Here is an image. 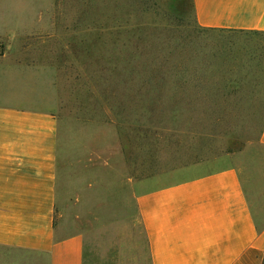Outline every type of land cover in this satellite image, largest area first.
<instances>
[{
  "label": "crops",
  "instance_id": "obj_1",
  "mask_svg": "<svg viewBox=\"0 0 264 264\" xmlns=\"http://www.w3.org/2000/svg\"><path fill=\"white\" fill-rule=\"evenodd\" d=\"M190 1L199 28L264 34V0ZM56 10L0 0V264H95L105 220L132 232L133 264H264V166L226 154L152 175L149 147L136 161L115 130L61 116Z\"/></svg>",
  "mask_w": 264,
  "mask_h": 264
},
{
  "label": "rangeland",
  "instance_id": "obj_2",
  "mask_svg": "<svg viewBox=\"0 0 264 264\" xmlns=\"http://www.w3.org/2000/svg\"><path fill=\"white\" fill-rule=\"evenodd\" d=\"M56 5L71 50L59 61L62 117L115 130L136 161L149 147L152 175L226 154L245 168L264 166V35L199 28L190 0ZM103 226L89 260L133 264L132 232Z\"/></svg>",
  "mask_w": 264,
  "mask_h": 264
},
{
  "label": "trees",
  "instance_id": "obj_3",
  "mask_svg": "<svg viewBox=\"0 0 264 264\" xmlns=\"http://www.w3.org/2000/svg\"><path fill=\"white\" fill-rule=\"evenodd\" d=\"M209 30H211V29H209ZM211 31H216V30H211ZM220 32H221V31H220ZM222 32H225V31H222ZM237 33H242V34H244L243 32H237ZM249 34L264 35V34H262V33H249Z\"/></svg>",
  "mask_w": 264,
  "mask_h": 264
},
{
  "label": "built area",
  "instance_id": "obj_4",
  "mask_svg": "<svg viewBox=\"0 0 264 264\" xmlns=\"http://www.w3.org/2000/svg\"><path fill=\"white\" fill-rule=\"evenodd\" d=\"M1 51H2V44H1V41H0V55H1Z\"/></svg>",
  "mask_w": 264,
  "mask_h": 264
}]
</instances>
